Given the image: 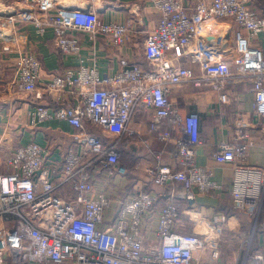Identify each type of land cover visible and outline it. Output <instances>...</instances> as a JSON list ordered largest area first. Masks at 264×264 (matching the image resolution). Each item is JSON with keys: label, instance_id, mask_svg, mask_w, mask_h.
I'll return each instance as SVG.
<instances>
[{"label": "built area", "instance_id": "2783aa9c", "mask_svg": "<svg viewBox=\"0 0 264 264\" xmlns=\"http://www.w3.org/2000/svg\"><path fill=\"white\" fill-rule=\"evenodd\" d=\"M25 8L6 9L4 22L25 23L39 34L52 30L55 43L63 55H79L80 39L71 31L83 32L94 39L105 35L116 46L124 44L128 28L102 22L94 6L67 8L56 0H15ZM161 14L157 27L148 34L143 47L147 66L121 60L122 71L101 77L96 67L82 62L79 68L51 78L40 86V59L24 52L12 64L15 85L25 94L41 100L44 94L53 105L37 104L30 113V124L60 120L77 132L73 136L78 147L70 148L63 166L46 164V149L35 141L20 145L3 161L6 173H0V264L12 258L17 264H223L219 233L227 216L215 217L212 227L216 235H186L173 231L179 214L178 203L168 202L158 209V244L146 247L144 219L154 212L156 197L140 189L132 199L120 203L111 217L112 200L98 193L92 180L90 165L104 174L126 175L120 164L121 138L132 134L131 121L136 111L152 113L149 130L173 148L176 168L158 163L146 170L149 180L158 187L172 186L169 200L179 195L192 202L196 195L211 194L220 185L213 173L196 165V148L203 143L200 118L196 113L183 115L171 101L176 86L210 87L223 103L229 102L225 85L234 79L251 81L255 119L264 127V16L250 9L245 0H213L200 4L196 16L189 15L185 0H151ZM232 19L235 32V70L223 59H214L199 46L190 60L200 71L180 65V59L194 41L198 25L210 18ZM246 31V32H244ZM10 49L3 47V51ZM2 61L0 57V69ZM98 127L103 136L93 134ZM234 142L222 141L213 158L219 164H234L231 182L233 209L253 221L247 239L245 262L264 264L261 250L251 252L256 234L264 241V224H259L264 207V165L238 164L255 145L250 124L239 113L234 122ZM176 184L182 186L179 191ZM71 189V199L59 190ZM180 199V198H179Z\"/></svg>", "mask_w": 264, "mask_h": 264}, {"label": "crops", "instance_id": "0c3cea01", "mask_svg": "<svg viewBox=\"0 0 264 264\" xmlns=\"http://www.w3.org/2000/svg\"><path fill=\"white\" fill-rule=\"evenodd\" d=\"M213 0H185L189 15L196 16L200 4L211 5ZM247 6L264 16V0H245ZM58 6L67 8H88L94 6L102 22L119 24L128 28V37L124 44L116 46L112 39L105 35H97L94 39L83 32L71 31L81 42L79 55H63L56 43L52 30L39 34L36 28L25 23L4 22L0 12V173L9 172L3 165L6 156L20 145L35 141L46 149V164L55 163L63 166V157L70 148H78L73 136L76 130L65 121L53 120L38 126L30 124V113L37 104L53 105L51 97L44 94L43 99L36 100L32 95L20 92L15 85L13 62L24 52L37 56L42 64L39 79L43 86L51 78L63 75L68 70L76 71L81 62L88 67H96L100 76H114L122 71L121 60L130 64L147 66L143 55L145 39L159 24L161 14L153 7L151 0H56ZM5 10L25 8L24 4L15 0H0ZM238 29L232 19L210 17L198 25L196 38L186 49L179 60L180 65L196 72L200 71L198 63L190 60L191 53L205 46V52L214 59L227 61L235 70L233 59L236 56L235 32ZM246 32V31H244ZM264 47V43H253ZM3 47L10 49L3 51ZM251 81L234 79L225 85L229 94V102L223 103L219 95L210 87L192 88L176 86L171 90L170 99L178 107L180 113H196L200 118V129L203 143L196 148L195 162L199 167H206L213 173L212 179L220 188L211 194H201L196 188V198L192 202L182 200L180 195L169 200L172 186L166 188L155 186L148 178L146 170L156 166V155L162 153L161 163L176 168L173 157L174 148L170 143L160 141L149 130L152 113L143 109L136 111L131 121L132 134L121 138L120 164L126 168V175H107L97 167L90 165L92 180L98 193L104 192L112 200V209L108 216L115 214L121 202L130 200L140 189L150 191L156 197L154 212L147 215L143 223L146 247L157 245L158 209L167 201L178 203L179 214L173 231L193 235L208 233L216 235L212 227L215 217L225 215L228 221L220 225L219 233L221 257L223 264H249L245 262L247 239L253 228V221L236 214L231 198V182L234 175V164H219L213 158L222 141L234 142V122L239 113L250 124V135L255 143L244 159H237L238 164L249 166L264 165V127L254 115V94ZM93 134L103 136L98 127H90ZM65 188L63 190L62 188ZM60 188L59 193L65 199H71L69 185ZM179 191L182 186L176 184ZM259 224H264V207ZM218 234V233H217ZM251 252L261 250L264 253V241L256 234L250 248ZM25 264V263H19ZM32 264V263H26Z\"/></svg>", "mask_w": 264, "mask_h": 264}, {"label": "rangeland", "instance_id": "374dc122", "mask_svg": "<svg viewBox=\"0 0 264 264\" xmlns=\"http://www.w3.org/2000/svg\"><path fill=\"white\" fill-rule=\"evenodd\" d=\"M3 21H5V20H3ZM62 189L65 190L64 187H63ZM22 263H23V262H22ZM8 264H17V263H15V262L13 261L12 258H9V259H8Z\"/></svg>", "mask_w": 264, "mask_h": 264}, {"label": "bare ground", "instance_id": "6f19581e", "mask_svg": "<svg viewBox=\"0 0 264 264\" xmlns=\"http://www.w3.org/2000/svg\"><path fill=\"white\" fill-rule=\"evenodd\" d=\"M0 12L1 13H4L5 12V9L2 6H0ZM0 33H1V31H0Z\"/></svg>", "mask_w": 264, "mask_h": 264}]
</instances>
